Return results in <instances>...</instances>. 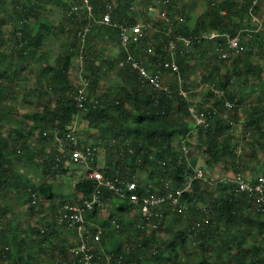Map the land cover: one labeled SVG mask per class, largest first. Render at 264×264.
I'll return each instance as SVG.
<instances>
[{
    "label": "rangeland",
    "instance_id": "rangeland-1",
    "mask_svg": "<svg viewBox=\"0 0 264 264\" xmlns=\"http://www.w3.org/2000/svg\"><path fill=\"white\" fill-rule=\"evenodd\" d=\"M71 1L0 0V36L2 38V41H0V82L3 84V87L0 88V100L5 98L4 102L12 108L11 112H2L0 117L2 122L9 127H23L25 126L23 121L28 122V126L31 125L32 113L42 107L38 102V95L41 94L40 99L42 100V97L50 92L41 72L43 70L42 67L56 65L57 60L63 54L70 55L69 82L77 91L78 89L81 90L85 96L89 93L88 79L85 77L89 73L86 67L88 58L95 60L96 65L101 68L100 79L94 96H102V94L117 95L119 92L122 78L117 71L121 67L118 64L110 65L111 62L118 60L117 57H120L118 42L114 40L112 34L106 32L101 26L94 27L95 29H92L87 35L88 38L86 37L84 41L79 40L75 34V29L82 20L72 18L73 16H69L70 18L66 17L72 4ZM101 1L105 2V8L110 5L113 11L119 3H124L125 0ZM173 1V4L171 3V7L168 9L173 26L169 27L168 22L159 16V12L162 9L159 0H131L126 14L132 16L135 22L145 26L144 40L142 39L137 45L132 46L135 54L134 52L132 53L149 69H158L166 87L176 82L178 95L190 101L187 106L188 113L190 109L196 113L205 112L206 115H209L208 123L210 125L211 116L209 111L206 110L211 107L214 97L220 99L223 97H217V94L213 91L212 87L215 82H207L204 77L212 70V66H217L219 70L216 71L217 73L214 72V80L217 81L227 70L232 68L233 62L239 56L243 57V53L248 51H250V59L253 62L263 63L264 42L262 41V47H259L257 43L251 45L248 42L245 44V52H239L230 58H222L217 51L216 46L220 40L219 38L202 37L203 40L189 44V51L184 54L179 52L178 49H180L181 45L177 42L175 50L169 52L167 49L170 39L169 31L183 34L181 32L183 26L189 29L193 28L196 21L205 16L208 6V0ZM214 1L218 2L220 0ZM22 5L25 8H22ZM30 5H34V13L33 11L28 13L26 6ZM255 5H249L248 16L244 18L243 24L250 25L247 29L251 33L254 31V33L259 34L262 39L264 38V0H257ZM22 12L26 13L25 17H23V22L27 24L26 32L33 35L40 30L43 34V40L35 57L30 58L26 56L27 53L25 54L22 59V69H20V64L9 69L8 63L11 60L18 61L16 52L24 36V32L21 31L22 23L18 19ZM69 19H73L75 24L69 23ZM121 19H124L123 16ZM40 24H45L49 27V30L41 29L39 27ZM243 31L239 30L238 33L241 34ZM213 32L216 31L202 32V34L210 35ZM210 41H213L212 44H210ZM158 42H162V47L168 54L163 59L158 58V60L153 62L150 59V55L154 54V45ZM195 44H199V47H196ZM210 45L211 47H209ZM166 58L173 59L176 63L180 59L184 71L181 72L179 70L178 73L168 68L160 67L158 62ZM261 78V80L256 79L250 84L243 86H238L235 78L231 79L235 86V91L238 93L237 96L244 98V100L235 110L233 109L234 107L224 110V112L228 113V117H224V112L222 111L221 116L224 120L229 121V127L226 131L222 130L219 133V139L221 140L224 134L229 133L231 145L235 147L237 155L235 162H231L229 156H221L212 165L205 163L207 153L202 147H198L197 138L200 128H207L209 125H200L190 114V117L185 114L183 118L185 122L193 124V128L186 135L187 138L183 140L181 135L176 134L172 139L173 143L179 139L178 141L189 147V153L186 157H198V163L194 168L202 170L200 178L209 181V186L214 189L216 195L220 188L232 185L238 178L249 182L256 176L264 174V151L259 146L252 147L253 141L257 138V132H255V124H251V121L255 119L256 113L249 107V104L254 103L253 101L257 96L264 98V87H262L264 85V71L261 74ZM215 85L217 86V84ZM130 110L133 113L134 110L131 107ZM172 112L175 115L180 113V111H177V101L173 104ZM234 112H236V117L232 116ZM110 113L115 117L117 116L116 110L112 109ZM84 115L85 111L80 110L73 117L72 124L67 129L80 142L95 148L93 162L88 161L87 164H65L60 170L56 169L53 175H46L42 170V156L40 157V155L46 158L52 148L58 147L57 138H62L65 133L59 134L58 130H55L54 137L50 140L41 139L37 130H33L30 137V142L32 143L31 155L23 160H17L11 154L13 167L23 180L28 181L29 184L48 183L52 185L51 190L54 197L46 198L41 194H36L37 200L33 203L35 205L33 208L23 201L27 197V194L23 195V192L21 194L13 192L6 199L0 198V201L6 203L8 207L6 216L1 219L2 225L4 226L7 222H10L12 226H15V236L19 240L20 237H23L21 244L18 246V254L37 259V264H68L73 259L71 248H78L80 234L75 228L68 227L64 222H60L59 214L65 203H74L78 196H81L75 192L74 183L85 175L88 167H99L101 170L109 167L113 172H116L119 166L123 165L124 171L128 175L129 169L134 168L133 178L138 180L143 188L150 192H160L166 183L172 189L175 188V183L172 180H166L161 183V171L150 166L143 169L140 167L141 160H131L132 154L136 152L131 141L132 138L137 136L134 135V130L133 135L129 136L131 138L125 141H120L118 135H113L120 131V125L123 122L120 118L116 123L106 124V129H100L90 126ZM260 115L262 114L260 113ZM262 116L263 118L259 121V125L264 130V115ZM130 126H134V124L130 123ZM213 126L212 123L211 127ZM3 129L5 130V128ZM139 134L138 138L143 136V132L140 131ZM253 150L256 153L255 155H253ZM152 156L153 153L150 158ZM65 167L67 168L65 169ZM62 170H66V173H63ZM190 186L191 181H188L186 177L181 187L190 190ZM108 196L109 199L105 207L98 215L96 214L94 218L87 216L89 233H91V227L96 228L97 226L102 229V232L105 230L110 231V236L107 240L96 247L98 256L91 264H111L108 260L110 255H114L113 253L117 250L124 254V252L126 253L131 248H134L135 241L142 243L148 237H153L154 240L151 241L148 250L153 254L155 252L159 253L158 255L155 254L158 256V260L153 257H150L147 261L144 259L146 264H172V255L174 253H178L179 257L177 260L183 264L198 261L218 264V261L225 262L229 260L232 264H235V258L233 257L240 253L245 256L246 261L251 262L252 260L253 262V259L256 260V256L264 259L263 245L259 249H253V244L258 242L261 244L264 240L261 239L262 236L264 237V227L262 228V235L259 236L256 231V225L254 222L253 224L250 223L251 220L244 219L237 226L231 227L227 231L224 229L223 224L220 222L216 223L218 225L217 231L214 230L212 237L203 243L196 231L193 232V228H191L197 221H195L196 216L205 215L204 218L208 219V216L210 217L211 215L205 210V205L200 202L190 205L189 200L181 196L182 205H186L183 212L179 213L173 210L172 207L165 206L157 211L160 217L151 215L148 219H141L138 214L131 215L130 210H127L126 204L122 200L114 196ZM253 206L255 205L253 204ZM243 210L245 208L241 209V211ZM254 210L249 208L247 210L251 218H254L257 214L261 217L264 216V211L257 208ZM191 211L193 213L196 212L197 215L191 216L189 214ZM119 216L122 219L121 223L117 220ZM111 219H115L116 224H112ZM104 221H109V224L106 225ZM48 227L55 229L56 235L40 244V235L35 236L32 234V229L38 228L40 231H45ZM3 234L8 235V232L4 230ZM181 238L184 240L182 246L179 242ZM62 240H65V243L67 242L66 257L53 249L54 244ZM16 243L17 239L15 238L12 240V244L15 246ZM200 244H203V246H200ZM225 244H227V247H225ZM221 245L224 248L220 247ZM237 245H239V248L236 247ZM227 248H229L232 256L228 254ZM12 250L14 251L11 257L13 260L15 259L13 247ZM146 255L148 254L146 253ZM8 263L9 261L6 264ZM253 263L262 264L258 261Z\"/></svg>",
    "mask_w": 264,
    "mask_h": 264
},
{
    "label": "trees",
    "instance_id": "trees-1",
    "mask_svg": "<svg viewBox=\"0 0 264 264\" xmlns=\"http://www.w3.org/2000/svg\"><path fill=\"white\" fill-rule=\"evenodd\" d=\"M90 1L93 5L94 14L98 15L104 9L105 2L101 0ZM130 2L131 0H125L124 3H119L117 7L113 9L111 14L114 20H125L127 23L135 22L132 16L126 14ZM249 5V0H220L218 2L208 0L205 16L199 18L191 29L183 26L181 32L186 36L198 37L202 32L216 31L218 33H227L229 36L233 37L239 30H244L240 34V53L244 51L245 44L248 42L251 45L257 43L259 47H262V41L264 42V38L261 39L262 36L254 33V31L251 33L250 30L247 29L250 25L243 24L244 18L248 16L247 12ZM26 7L28 13L31 11L34 13V5ZM169 7H171V5ZM22 8L25 7L22 5ZM254 8L256 9V7ZM24 12H22L18 18L22 23L21 31L24 32V36L16 52L18 61L15 62L11 60L8 63L9 69L15 65H21L22 59L26 53L27 57H35L36 52L40 50L41 42L43 40V34L40 30L33 35L26 32L27 24L23 22V17L26 15ZM122 16L124 19H121ZM169 17H171V14ZM68 22L75 24L73 19H69ZM99 26L101 25H97L95 28ZM39 27L45 31L49 30V27L45 24H40ZM101 27L104 28L106 32L112 34L114 40L118 42L116 30L104 26ZM222 40L223 38L219 41ZM0 41H2L1 36ZM212 42L210 41V44H212ZM195 46L199 47V44H195ZM209 47H211V45ZM154 49V54L150 55V59L153 62L158 60V58L163 59L168 54L163 49L162 42L155 44ZM130 51L134 52L133 47H130ZM123 54V51H120L119 56L121 57ZM262 56H264V51L262 52ZM120 57L117 58L119 59ZM241 57L242 56H239L237 60L233 62L232 68L227 70L217 81L214 80V72L219 70L217 66H212V70L206 77H204L207 82L214 81L218 88L223 89L225 96L222 99L214 97L211 107L206 110L209 111L211 116L210 125L207 128H200L197 138L198 147H202L207 153L205 163L208 165L216 163L221 156H229L231 162H235L236 160L237 155L235 147L231 145V136L229 133L224 134V136L221 137V140L219 139V133H221L222 130L226 131L229 127V121L224 120L221 116L222 111H224V99L226 98L230 101L235 99L234 110L244 100V98L237 96L238 93L235 91V86L231 79L235 78L238 86L250 84L256 79H262L261 74L264 71V62L261 64L259 62H253L250 59V51L243 53V57ZM70 60L71 58L69 54H63L57 60L56 65H46L42 67L43 70L41 72L43 73L45 84L50 92L43 96L42 100L40 99L41 94L38 95V102L42 107L40 110H35L32 113L30 126H28V122L26 123L23 121L25 124L23 127H9L2 122L0 117V198L6 199L13 192L17 194L23 192V195L27 194L26 200L23 201L33 208L35 205L32 203V194H41L46 198L54 197L51 190V184L44 183L35 185L29 184L28 181L23 180L13 167L11 154H13L17 160H23L24 158L29 157L32 153L30 137L33 130H37L41 139L50 140L54 137L55 130H58L59 134L68 132L69 130L67 128L72 124L73 117L80 112V110H84V118L87 119L90 126L95 128L106 129V124L116 123L120 118L123 121L120 125V131L119 133L113 134L118 135L120 141H125L128 138H131L129 136L133 135L134 130V135L137 137L132 138L131 144L135 147L136 152L132 154L131 160H141L140 167L143 169L150 166L153 169L161 171V183L166 180H172L175 183L176 188H182L181 185L185 181V178L188 176L192 177L190 190L183 191L182 197L188 199L190 205L198 202L202 203L206 207L205 210L208 211V213H211L210 217L208 216V221L206 224L202 225V228L197 230L191 229L193 232L196 231L203 243L212 237L214 230L217 231L218 225H216V223L219 222L223 224L224 229L227 231L231 227L237 226L244 219H248L249 221L251 220L250 223H255L258 235H262L264 216L261 217L257 214L254 218H251V215L247 212L248 208L255 211L254 209L256 208V205L253 194L236 191L235 183H233L232 185L220 188V192L218 190L216 195L214 189L209 186L208 180L194 177V167H196L198 163V157H186L182 150V143L178 141L179 139L175 143L172 142V139L176 134L181 135V139H186L187 133L193 128L192 123L185 122L183 119L184 115L188 114L187 106L190 104V101L178 95V86L176 82L169 84L167 91L156 90L150 86L142 84L133 70L120 68L117 72L121 75L122 84L119 87L118 94H102V96H94L95 89L100 79L99 74L101 73V68L96 65L95 60L87 58L86 67L89 70V73L85 75V77L88 79L89 93L86 94L83 100V108L79 109L76 105L77 90L75 87H72L69 82L68 73ZM117 61L118 60L111 62L110 65H117ZM177 63L179 65V70L183 72L184 69L181 66V60L179 59ZM22 68L23 65L20 66V69ZM1 87H3V84L0 82V88ZM262 87H264V85ZM173 91L176 93L174 92L173 94ZM4 99L5 98L0 100V114L4 111H12L11 106L5 103ZM176 101L177 111H180V113L175 115L172 112V108ZM253 102L254 103L249 104V107L256 113V117L251 121V124H255L254 127L255 132H257V138L253 141L254 143L252 144V147L259 146L262 148L261 150L264 151V130H262L259 125V121L263 118L262 115H264V98L257 96ZM130 107L134 110L133 113L131 112ZM112 109L117 111L116 117L110 113ZM260 113L262 115H260ZM232 116L236 117V112H234ZM130 123H133L134 126H130ZM212 123L214 125L213 127H211ZM3 128H5V130ZM140 131L143 132V136L138 138ZM152 153L153 156L150 158ZM56 154V148H52L46 158H43V155L38 153L40 157L42 156L41 166L46 175H53L56 169L60 170L63 168L56 167ZM255 154L256 153L253 150V155ZM232 164L234 165V163ZM60 165H63V163ZM66 168L67 167H65V169ZM88 170L89 169H87L84 176L80 177V179L74 183L75 192L81 195L78 196V199L74 203H81L83 199L89 198L96 186L95 180L88 177ZM62 172L66 173V170H62ZM102 172L105 176H110L115 171L113 172V170L108 167L103 169ZM116 172L123 174L127 179H134V168L129 169L128 175L126 174V171H124V166L120 165ZM257 178L258 176L252 181H249V183L255 184ZM136 181L141 185L138 180ZM103 194L108 196V193L104 189ZM124 204H126L128 210L130 206H128L127 203ZM253 204L255 206H253ZM7 208V204L0 201V235L2 234V236H0V264H6L8 261V264H37V259H31L30 257L18 254V246L21 244L23 237H20L19 240V238L15 236V226H12L10 222H7L4 226L2 225L1 219L6 216ZM243 208H245V210L241 211ZM96 212L97 210H93L88 216L94 218ZM189 214L191 216L197 215L196 212L193 213L192 211L189 212ZM204 216L205 215H202L201 217L196 216L195 221L205 219ZM86 220H88V217ZM117 220L120 223L122 222L120 216L117 217ZM104 223L108 225L109 221H104ZM4 230L8 232V235L3 234ZM90 230L93 232L95 228L91 227ZM32 234L35 236L40 235L39 243L42 244L48 238L56 235V231L52 227H48L45 231L33 228ZM109 236L110 231L105 230L102 234L100 244H103ZM15 238L17 239V243L14 246L12 240ZM261 239H264V237L262 236ZM151 241H154L153 237L145 238L142 243L135 241L134 248H131L126 253L124 252V254H122L120 250H117L113 253L114 257L119 258L121 264H146L144 259L147 261L150 257L158 260L157 255L159 252H155V254H157L155 255L148 250ZM179 242L182 246L184 242L183 238H181ZM262 245L264 246V240L261 244L259 242L253 244V249H259ZM200 246H203V244H200ZM12 247L15 250V259L13 260L11 259L14 253ZM220 247L224 248L222 245ZM225 247H227V244H225ZM236 247L239 248V245ZM53 249L57 250L64 257L67 256V242L65 243V240L54 244ZM227 249L228 254L232 256L229 248ZM93 252L97 257L98 251L96 252L93 250ZM146 253L148 255H146ZM178 257V253L172 255V264H183L177 260ZM233 258H235V264H254V261L264 264V259H260L259 256H256V260L253 259V262L252 260L251 262L246 261L245 256L241 255V253ZM185 264L212 263L198 261ZM218 264L232 263L229 260L225 262L218 261Z\"/></svg>",
    "mask_w": 264,
    "mask_h": 264
},
{
    "label": "built area",
    "instance_id": "built-area-1",
    "mask_svg": "<svg viewBox=\"0 0 264 264\" xmlns=\"http://www.w3.org/2000/svg\"><path fill=\"white\" fill-rule=\"evenodd\" d=\"M173 0H159L162 9L160 10V17L168 22L169 27L173 26L171 17L169 18L168 9ZM72 4L69 7V11L66 17H72L80 21L76 26L75 34L77 38L84 41L91 30L101 25L110 29L116 30L118 37L119 49L123 51L117 64L123 69L133 70L138 76L142 84L150 86L156 90L167 91L168 88L163 84L161 74L158 69L151 70L143 62L135 56L130 47L137 45L145 34V26L139 22L127 23L125 20L118 21L112 17V8L110 5L98 14L95 15L93 11V5L90 0H72ZM257 0H251L250 5L254 6ZM69 17V18H70ZM68 19V18H67ZM170 32V39L167 44V49L172 52L176 48V43H180L181 47L179 52L181 54L186 53L189 44L194 43L206 38H223L222 41L217 43L216 49L220 53L222 58H230L238 54L241 50L240 47V34H236L231 37L227 33L213 32L210 35L201 34L198 37H190L184 34H177L173 31ZM158 65L162 68H168L173 72L179 73V65L173 59H164L158 62ZM213 91L217 97H225L224 90L218 88L213 84ZM85 95L78 89L76 95V105L79 109L83 108V100ZM234 102L228 99H224V110L234 107ZM224 112V111H223ZM196 119L200 125L208 126V116L205 112L200 111L198 113L192 111L188 113ZM224 117H228V113H223ZM204 117V118H203ZM202 119V120H199ZM57 154H56V167L60 168L65 164H87L88 161L93 162L95 156V148L80 142L75 135L65 132L62 138H57ZM182 150L186 156L189 153V147L182 144ZM63 163V165H60ZM87 175L96 182V186L91 193L90 197L83 199L81 203H65L60 211L59 220L64 222L68 227L75 228L80 234L79 245L77 249L71 248L73 259L68 264H91L94 258H97L93 250L96 251V247L100 245L102 238V229L95 228L91 233L88 232L87 216L93 210H97L98 215L105 207L108 196L103 194V189L106 190L108 195L114 196L124 203L130 206V214H138L142 219H148L151 215L160 217L158 209L170 206L173 210L181 213L185 210L186 205H182L181 196L186 188H174L172 189L167 183L160 192H150L144 189L142 185H139L135 179H127L123 174L114 172L110 176H105L99 167H88ZM195 176L201 177L202 170L195 168ZM188 181H191L192 177H187ZM235 190L253 194L254 202L258 210H264V175H260L257 178L255 184L238 178L235 182ZM36 195L32 194V203L36 202ZM207 219L196 221L193 225V229H199ZM112 224H116L115 219H111ZM111 256V257H110ZM108 260L111 264H121L119 258H115L114 255H110Z\"/></svg>",
    "mask_w": 264,
    "mask_h": 264
},
{
    "label": "crops",
    "instance_id": "crops-1",
    "mask_svg": "<svg viewBox=\"0 0 264 264\" xmlns=\"http://www.w3.org/2000/svg\"><path fill=\"white\" fill-rule=\"evenodd\" d=\"M119 51H122V50H120V49H119ZM44 56H45V55H44ZM44 56H43V57H44ZM122 56H123V55H122ZM39 58H40V57H39ZM166 59H167V58H166ZM152 70H155V68H154V69H152ZM162 82H164V81H162ZM68 240H69V239H68Z\"/></svg>",
    "mask_w": 264,
    "mask_h": 264
}]
</instances>
